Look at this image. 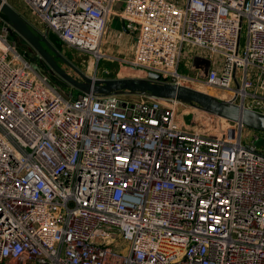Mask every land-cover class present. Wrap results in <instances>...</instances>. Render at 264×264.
Here are the masks:
<instances>
[{
	"label": "built area",
	"instance_id": "2783aa9c",
	"mask_svg": "<svg viewBox=\"0 0 264 264\" xmlns=\"http://www.w3.org/2000/svg\"><path fill=\"white\" fill-rule=\"evenodd\" d=\"M24 2L36 30L90 53L118 14L131 67L264 114V0ZM0 21V264H264V132L184 118L196 107L175 98L75 94ZM185 53L211 60L206 78L178 72Z\"/></svg>",
	"mask_w": 264,
	"mask_h": 264
},
{
	"label": "water",
	"instance_id": "95a60500",
	"mask_svg": "<svg viewBox=\"0 0 264 264\" xmlns=\"http://www.w3.org/2000/svg\"><path fill=\"white\" fill-rule=\"evenodd\" d=\"M0 16L9 24V32L21 37L49 68L62 81L82 93L94 95H147L157 98H175L205 112L244 126L264 132V114L249 108H243L229 101L194 86L173 82L158 81L159 74L149 73L147 76L101 78L89 75L71 62L50 38L36 30L28 19L7 0H0ZM64 65L74 72H69ZM211 60L203 55L192 57V67L198 76H208ZM139 72H141L139 70ZM142 73V72H141ZM143 74V73H142ZM144 75V74H143ZM258 147H264V139L255 141Z\"/></svg>",
	"mask_w": 264,
	"mask_h": 264
},
{
	"label": "rangeland",
	"instance_id": "374dc122",
	"mask_svg": "<svg viewBox=\"0 0 264 264\" xmlns=\"http://www.w3.org/2000/svg\"><path fill=\"white\" fill-rule=\"evenodd\" d=\"M11 5H13L20 13H22L26 18H29L30 20H33V16L31 14V11L29 7L26 5L24 0H9ZM123 2H117L115 5V9H121ZM37 24L40 27H45L37 22ZM1 25V21H0ZM108 30L106 33V39L108 38V42H113L114 39V31L118 28L122 27V19L118 14H113L110 16L108 21ZM11 38L12 35H10ZM123 40H121L122 43L127 44L125 48H118L114 47V45L110 46V51H108V47L105 48L104 46H101L99 53H103L104 55L100 56L99 61H97V57L94 53H90L87 51H82L73 47H69L66 45H62V53L71 61L73 62L79 69L85 71L89 75H96L101 78H116V77H126L125 75L129 72V67L126 66L124 59H128L132 55V44H133V37H124L122 36ZM19 40L24 41L21 37ZM25 42V41H24ZM26 43V42H25ZM27 44V43H26ZM28 45V44H27ZM128 47V48H127ZM118 48V50H116ZM18 50L23 52L25 51V46L18 45ZM32 54V55H31ZM28 60L31 62L32 66L39 72L44 73L46 69L49 67L40 59L37 55H35V52L32 50V48H28ZM192 55L190 53H185L183 55V58L181 59V62L178 65V72L182 75L187 76H195L196 70L192 67ZM63 64V63H61ZM65 68L69 70V72H72L75 74V72L69 68L68 66L64 65ZM50 82L56 86L63 85L66 87H69L67 83L61 80V78L51 70L50 73ZM235 85V83H234ZM196 88H199L201 90H205L211 94L216 95L217 97H222L223 93L229 95V91H223L220 88L216 87H205L203 85H193ZM80 91L74 88V93L78 94ZM139 95H124L123 98L127 100H131L132 98H137ZM183 108V107H181ZM180 114L182 116L188 117L191 119L192 114L195 120L202 121L203 117L205 116L202 112L199 111V109L196 108H190L188 110H179ZM188 115V116H187ZM214 122L211 123L212 127H215V120H212ZM219 127H224V124L222 122L220 123ZM251 129L248 127H245L243 130L244 139H246V133H250ZM246 141V140H245ZM130 248V243L125 242V247L121 249V253L124 255H127Z\"/></svg>",
	"mask_w": 264,
	"mask_h": 264
},
{
	"label": "crops",
	"instance_id": "0c3cea01",
	"mask_svg": "<svg viewBox=\"0 0 264 264\" xmlns=\"http://www.w3.org/2000/svg\"><path fill=\"white\" fill-rule=\"evenodd\" d=\"M118 12L120 11V9H116ZM122 19V18H121ZM124 35L128 38L130 36L133 37V44H132V55L131 57H129L128 59H124L123 61L125 62L126 66L129 67V72L128 74H126L125 76L126 77H137V76H145L143 75L141 72H139V70L137 68H134V67H131L127 61L130 60L134 54V51H135V46H136V36L134 34H130L128 33V30L125 28L124 26V23H123V20H122V27L121 28H118L114 31V39H113V42L109 43L108 42V38L106 39V36H105V39H104V42H103V45L105 48L108 47V51H110V46L114 45V47H118V48H125L126 46H128L127 44H124L121 42V40H123L122 36L124 37ZM118 48H116V50H118ZM128 48V47H127Z\"/></svg>",
	"mask_w": 264,
	"mask_h": 264
},
{
	"label": "trees",
	"instance_id": "16d2710c",
	"mask_svg": "<svg viewBox=\"0 0 264 264\" xmlns=\"http://www.w3.org/2000/svg\"><path fill=\"white\" fill-rule=\"evenodd\" d=\"M13 38L17 39L18 40V45H20V42H21V46H25V50L28 49V48H31L29 45H27L24 41L22 40H19L20 37L16 34V33H13L11 34ZM49 38L50 40L55 44V46H57V48H59L61 51H62V45L64 44L60 38H58V36L54 33H50L49 34ZM32 55V54H31ZM36 55V54H35Z\"/></svg>",
	"mask_w": 264,
	"mask_h": 264
},
{
	"label": "bare ground",
	"instance_id": "6f19581e",
	"mask_svg": "<svg viewBox=\"0 0 264 264\" xmlns=\"http://www.w3.org/2000/svg\"><path fill=\"white\" fill-rule=\"evenodd\" d=\"M94 53H95L96 57H98V58L100 57L99 54H101V53H99L98 51H96Z\"/></svg>",
	"mask_w": 264,
	"mask_h": 264
}]
</instances>
